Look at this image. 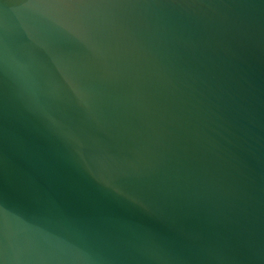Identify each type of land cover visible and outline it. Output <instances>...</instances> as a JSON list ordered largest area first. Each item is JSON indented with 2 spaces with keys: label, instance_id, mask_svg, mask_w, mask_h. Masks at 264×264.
I'll return each instance as SVG.
<instances>
[{
  "label": "water",
  "instance_id": "obj_1",
  "mask_svg": "<svg viewBox=\"0 0 264 264\" xmlns=\"http://www.w3.org/2000/svg\"><path fill=\"white\" fill-rule=\"evenodd\" d=\"M0 264H264V0H0Z\"/></svg>",
  "mask_w": 264,
  "mask_h": 264
}]
</instances>
